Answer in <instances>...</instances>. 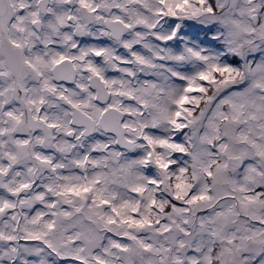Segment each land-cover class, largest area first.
Returning <instances> with one entry per match:
<instances>
[{
  "label": "snow or ice",
  "instance_id": "6c2138e0",
  "mask_svg": "<svg viewBox=\"0 0 264 264\" xmlns=\"http://www.w3.org/2000/svg\"><path fill=\"white\" fill-rule=\"evenodd\" d=\"M0 264H264V0H0Z\"/></svg>",
  "mask_w": 264,
  "mask_h": 264
}]
</instances>
